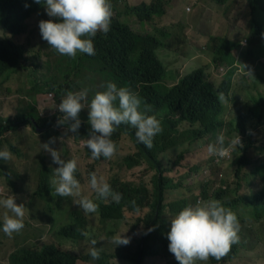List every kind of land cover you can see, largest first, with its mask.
Returning a JSON list of instances; mask_svg holds the SVG:
<instances>
[{"label": "trees", "instance_id": "1", "mask_svg": "<svg viewBox=\"0 0 264 264\" xmlns=\"http://www.w3.org/2000/svg\"><path fill=\"white\" fill-rule=\"evenodd\" d=\"M211 1L220 6L229 0ZM231 1L233 4L239 3V0ZM241 1L243 4L239 20L247 23L249 33L239 40L219 38L214 49L208 45L214 66L232 65L229 73L219 82L210 79L205 67L185 74L167 67L159 52H172L174 49L173 44L167 42L171 33L156 29L138 33L123 19V16H128L141 23H151L156 18H162L166 15L163 0H142L133 5L110 0L113 13L111 33L93 41L94 55L81 53L77 58L66 61L63 69H59L44 82L41 81L46 78H40L35 69L25 68L28 80L18 90L24 101L26 96L32 99L38 92H53L58 99L68 91L87 90L86 99L82 101L84 109L79 117L78 130H69V125L75 123L74 120L59 123L64 119V114L60 111L42 117L30 106L19 110L15 119L0 115V140L2 136L13 133L20 127H31L40 138L47 141L60 140L64 135L63 131H66L67 136L75 143H82V139L89 138L91 131L88 123L90 101L97 91L105 90L108 82L115 83L118 88L127 87L137 92L142 101L141 111L145 105L150 106L151 111L147 114L154 115L162 127V132L154 137L151 149L138 142L135 128L129 124H121L111 136L116 144V153L111 159H92L90 150L85 146L84 152L93 164L110 163L126 170L145 167L153 172L151 190L145 182L110 179L92 168L83 170L79 159L59 150L62 159L77 160L74 175L80 184L90 187L89 174L95 172L98 178L103 177L110 184L113 191L122 195L119 206L100 209V234H94L95 228L89 230L94 234V239H111L117 233L112 224L123 218L124 208L132 212L150 208L145 216L146 227L153 226L154 230L143 233L133 244L121 248L122 264H159L162 260H166V264H179L177 260L169 258V241L166 246L162 244L166 208L167 213L172 215L197 201L212 199L219 200L224 207H232L243 215L248 209L264 208V65L258 66L264 61V0ZM32 13L36 14L37 9L28 0H0V27H5L15 35H22L26 32L25 22ZM177 52L178 48L173 50L174 54ZM24 58V45L0 35V88L10 71ZM241 68H245L247 74L240 76L238 70ZM238 76L240 77L235 82ZM220 93L224 96L223 100L219 99ZM220 134L225 138L226 147L238 135L243 144L242 148L232 149L229 158L233 181H222L215 173L211 181H222L216 188L211 190L209 184H204L195 198L187 197L165 204L167 192L183 185L182 181L181 184L174 185L166 175L180 168L186 155L192 150L217 141ZM123 137L133 142L135 151L116 160L120 155L119 140ZM194 171L199 172L200 167H194ZM242 171H245V176H242ZM5 174L6 169L0 166V177ZM239 180L245 181L248 189L237 196ZM46 181L47 175L39 191L32 195L33 200L28 204L30 214L37 215L42 222L49 221L52 227L60 224L58 237L66 236L68 240L78 242V237L82 234L81 228H85L90 222L86 221L78 206L64 201V197L54 195V189L46 186L43 188ZM5 185L15 194L24 191L23 182L19 183L17 174L15 178L8 177ZM90 189L92 195H96L91 187ZM15 257L21 263L17 261L14 264H77L79 259L109 264L115 255L103 251L98 260H93L90 255L62 249L55 243H44L19 248L15 251ZM220 261L209 258L207 262L197 261L196 264H220Z\"/></svg>", "mask_w": 264, "mask_h": 264}, {"label": "rangeland", "instance_id": "2", "mask_svg": "<svg viewBox=\"0 0 264 264\" xmlns=\"http://www.w3.org/2000/svg\"><path fill=\"white\" fill-rule=\"evenodd\" d=\"M142 0H120V2L128 4H137ZM243 1L239 0L238 4H233L231 0L224 5H217L211 0H172L166 9V15L162 18H156L151 23H141L135 18L123 16V19L128 22L131 28L138 33L152 32L153 30H164L171 33V37L167 40L170 45L173 44L174 49L178 48L176 54L171 51L161 50L160 57L163 59L167 67L178 70L185 74L197 68H207L210 79L213 81H221L222 77L227 75L231 66L222 64L218 67L211 63V51L208 45L214 49L219 38L242 39L248 30L243 21L239 20L242 13L241 5ZM42 19L32 13L26 20V32L22 35H15L5 27H0V35L2 38H10L17 44H22L26 48V58L20 60L18 64L10 71L6 80L3 81V86L0 88V115L3 118L15 119L17 112L23 108L33 106L40 116L45 117L57 111L58 105L62 102L61 99L66 94L61 95L58 99L55 98L53 92H38L34 98L25 97V101L20 96L18 90L24 87L28 80V74L25 68L35 69L36 74L46 81L52 74L59 69L65 67L66 61L73 58L59 54L55 49L48 45L39 30V22ZM58 22V21H57ZM97 32L93 41H97L100 36ZM245 44V42H243ZM81 54L77 52V56ZM82 57H85L84 55ZM264 65V61L258 66ZM239 75L247 74L245 68L238 70ZM236 78L235 82L239 79ZM170 83V82H169ZM81 92V91H78ZM83 110L80 111L81 117ZM78 117V118H79ZM71 120V119H69ZM64 135L60 140H55L49 144V147L56 151H64L68 156L79 159L80 166L84 170L92 168L94 171L104 174L110 179H126L136 182H145L148 184L151 180L153 172L145 167H138L132 170H126L120 165L112 166L110 163L93 164L84 152L82 143H75L63 131ZM46 139L40 138L31 127H20L13 133H7L0 140V150L7 149L12 157L9 160L0 159V166L6 169L5 175L0 177V199L6 198L8 195H13L16 198L17 204H24V227L18 233H13L11 237L1 231L0 236V264H14L18 258L15 257V251L24 246H32L35 244L42 245L44 243H55L65 250H72L89 255L91 245L90 232L87 236L82 234L78 237V242L68 240L66 236L58 237V227H52L50 224H43L37 215H31L28 204L32 202V195L38 192L47 175L49 165L52 161L50 153L43 150L42 144L48 143ZM216 144V141L208 142L198 146L186 155L181 167L173 171L170 178L175 182L182 181V188L179 191H174L169 195V199L174 200L177 197H192L198 196L200 189L204 184H209L212 190L219 186L222 181L231 178L229 167V156L231 150L228 149L227 155L219 157L209 153L208 146ZM135 151L133 142L123 137L119 140V157L116 159L132 154ZM115 160V161H116ZM200 167L199 172L194 171V167ZM217 173L222 181L212 182L211 178ZM17 179L19 183L23 182L24 191L15 194L10 191L5 182L8 177ZM245 176V171L241 172ZM240 181V187L237 190V196L243 194L248 189L247 183ZM85 192V188L81 187V194ZM71 202H77L76 197H66ZM195 205V204H194ZM6 209L0 205V220ZM147 210L143 212H125L124 219L116 226L119 230L118 236L130 237L137 236L136 233L144 230L145 223H139V228L135 231L132 227L142 219ZM11 214V213H10ZM241 218V217H240ZM3 221V220H2ZM92 225V223H91ZM97 225V224H96ZM243 235V243L238 250L237 261L240 262L241 256L244 258L250 257V252L256 249L254 258L260 260L264 256V213L261 218H253L247 216ZM107 248L108 245H102ZM172 258H175L171 254ZM92 260L79 259L77 264H97ZM21 263V262H20ZM111 264H116L115 260ZM149 264H153L150 262ZM159 264H166V260H162ZM225 264H235V259L228 261ZM240 264V263H238Z\"/></svg>", "mask_w": 264, "mask_h": 264}, {"label": "clouds", "instance_id": "3", "mask_svg": "<svg viewBox=\"0 0 264 264\" xmlns=\"http://www.w3.org/2000/svg\"><path fill=\"white\" fill-rule=\"evenodd\" d=\"M28 1L36 7V15L44 19L39 22L42 38L61 55L73 59L76 58L77 52L90 56L94 55L95 48L92 38L100 31L102 33L98 38L107 37L111 33L109 31L113 13L110 0ZM163 1L167 9L172 0ZM245 25L249 33L246 22ZM230 66L232 68V65ZM248 72L251 73V71ZM86 93L87 90L81 92L68 91L58 105L57 111L64 114V119L60 120L59 123L63 124L69 119L75 121L69 125V130L72 132H76L80 127L78 117L80 111L84 109L82 101L86 99ZM219 99H224L222 93L219 94ZM141 103V98L137 92L131 91L127 87L118 88L113 82H108L104 91L95 93L88 106V123L91 126V131L89 138L82 139V144L90 150L92 159H100L101 157L111 159L115 155L116 144L111 136L115 128L121 124L131 125L136 129L135 135L138 142L143 143L149 149L153 147V139L162 132V127L154 115L147 114L151 111L150 106L145 105L141 111ZM53 142L54 140L50 139L48 143L42 144L43 150L50 153L52 157L47 172V181L43 188L46 186L49 189H54V195L64 197V201L80 208L83 217L87 222H90V224H86L85 228H81L82 235L87 236V232H90L91 228H95V235L100 234L102 228L98 219L100 209L119 206L122 195L113 191L110 184L103 177L98 178L95 172L89 174L90 187L96 193V195H92L90 187L80 184L74 175L77 169V160L74 158L62 159L59 151L49 147V144ZM237 147H243L239 135L231 139L226 147L225 138L220 134L217 136L216 144L208 146V151L219 157H224L227 155L228 149L232 152V149ZM11 157L12 154L7 149L0 150V159L9 160ZM166 176L172 180L174 185L181 184V181L175 182L174 179ZM81 187L85 188L83 194H81ZM147 188L151 190V182L147 184ZM181 188L182 185L168 191L164 203L168 204L177 199L187 198L169 199L172 192L179 191ZM66 197H76L77 202H71ZM132 203L135 204V201ZM0 205L6 209L2 217L3 232L11 237L13 233H18L24 227L25 206L24 204H17L13 195L0 199ZM123 210V218L112 224L117 233L111 239L96 240L93 238L94 234L90 233L92 247L89 248V255L93 260H98L100 253L104 251L107 254L115 255L114 258L110 259L109 264L113 260L116 264H122L121 248L133 244L143 233H151L154 230L153 226L146 227L145 216L150 211V208L146 207L136 211L147 210L144 217L132 227L133 231L137 230L139 223L143 221L145 223L144 230L129 239L123 235L118 236L119 230L116 225L124 219L125 212L136 213L126 208ZM167 210L166 208L162 244L164 243L166 246L169 241L168 248L171 252L169 258L171 260H177L179 264H196L197 261L207 262L209 258H214L217 261L221 260L220 264H225L232 259H235V264H264V256L260 260L254 258L256 249L250 252L249 258L241 256L240 262L237 261L240 256L237 255L238 250L242 244H245L243 243V235L246 229L247 216L261 218L264 208H251L243 215L232 207H224L219 200L212 199L197 201L195 205H188L172 215L168 214ZM47 223L51 225L49 221L43 222V224ZM106 244L108 245L107 248L102 246ZM171 254L175 258H172Z\"/></svg>", "mask_w": 264, "mask_h": 264}]
</instances>
